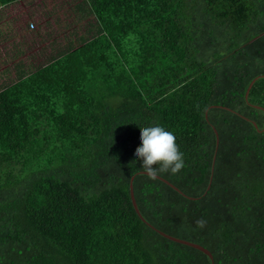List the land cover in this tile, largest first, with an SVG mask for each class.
<instances>
[{
  "label": "trees",
  "instance_id": "16d2710c",
  "mask_svg": "<svg viewBox=\"0 0 264 264\" xmlns=\"http://www.w3.org/2000/svg\"><path fill=\"white\" fill-rule=\"evenodd\" d=\"M80 1L85 33L0 91V264H210L141 220L133 175L155 228L214 264H264V111L248 104L264 108V77L245 99L264 0ZM155 125L183 153L158 174L181 192L141 173Z\"/></svg>",
  "mask_w": 264,
  "mask_h": 264
},
{
  "label": "crops",
  "instance_id": "0c3cea01",
  "mask_svg": "<svg viewBox=\"0 0 264 264\" xmlns=\"http://www.w3.org/2000/svg\"><path fill=\"white\" fill-rule=\"evenodd\" d=\"M22 6V0L0 3V91L30 73L38 64L45 63L52 55L53 48L50 46L46 51L45 46L41 47L29 22L21 23ZM47 52L45 61L37 62Z\"/></svg>",
  "mask_w": 264,
  "mask_h": 264
},
{
  "label": "rangeland",
  "instance_id": "374dc122",
  "mask_svg": "<svg viewBox=\"0 0 264 264\" xmlns=\"http://www.w3.org/2000/svg\"><path fill=\"white\" fill-rule=\"evenodd\" d=\"M22 24L34 23V33L37 34L38 43L45 46L46 51L64 46L65 41L72 38L73 33L84 34L88 23L93 20L92 15H83L78 9L80 0H22ZM46 56H42L45 61Z\"/></svg>",
  "mask_w": 264,
  "mask_h": 264
},
{
  "label": "clouds",
  "instance_id": "9594fccd",
  "mask_svg": "<svg viewBox=\"0 0 264 264\" xmlns=\"http://www.w3.org/2000/svg\"><path fill=\"white\" fill-rule=\"evenodd\" d=\"M141 146L135 151V157L142 160V167L149 179H155L159 173L177 174L184 167L183 153L176 144V138L160 125L141 128ZM197 227L203 228L204 220H197Z\"/></svg>",
  "mask_w": 264,
  "mask_h": 264
},
{
  "label": "water",
  "instance_id": "95a60500",
  "mask_svg": "<svg viewBox=\"0 0 264 264\" xmlns=\"http://www.w3.org/2000/svg\"><path fill=\"white\" fill-rule=\"evenodd\" d=\"M259 77H264L263 74L261 75H257L256 77H254L248 84L247 86V89L245 91V99L247 100V97H248V94H249V91L253 85V83L259 78ZM258 108H262L261 106H256ZM226 108V107H224ZM205 116L207 117V114H205ZM253 125L256 127L257 124L253 121L252 122ZM214 132H215V135H216V146L218 145V133L216 131V129H214ZM215 159V157H213V160ZM141 173H145V171H141ZM146 174V173H145ZM133 178H134V175L130 177V180H129V195H130V199H131V202H132V205L137 213V215L141 218V220L143 222H145L148 226H150L151 228L155 229L160 235L164 236L165 238L167 239H170L172 241H175L177 243H181V244H184V245H188L190 247H193V248H196L198 250H200L201 252H203L204 254H206L209 259H210V264H214L213 263V255L212 253L204 246H202L201 244H198L196 242H193V241H189V240H186V239H182V238H179V237H176V236H173V235H170V234H167L157 228H155L153 225H151L150 223H148L145 218L142 216V214L140 213L139 211V208L137 206V203H136V200H135V197H134V191H133ZM156 178H159L160 180L164 181L165 183H167L168 185H170L172 188H174L175 190L181 192L175 185H173L171 182H169L168 180H166L165 178L157 175ZM210 181H211V177H210ZM209 185H210V182L207 186V188H209ZM192 198V197H190Z\"/></svg>",
  "mask_w": 264,
  "mask_h": 264
},
{
  "label": "flooded vegetation",
  "instance_id": "af4514ba",
  "mask_svg": "<svg viewBox=\"0 0 264 264\" xmlns=\"http://www.w3.org/2000/svg\"><path fill=\"white\" fill-rule=\"evenodd\" d=\"M248 104L251 105V106H253V107H255V108H257V109H259V110L264 111V108H263L262 106H261L262 108H258V107H256V106H260V105L252 104V103H250V102H248Z\"/></svg>",
  "mask_w": 264,
  "mask_h": 264
},
{
  "label": "built area",
  "instance_id": "2783aa9c",
  "mask_svg": "<svg viewBox=\"0 0 264 264\" xmlns=\"http://www.w3.org/2000/svg\"><path fill=\"white\" fill-rule=\"evenodd\" d=\"M29 27L30 28H34L35 26H34V23H29Z\"/></svg>",
  "mask_w": 264,
  "mask_h": 264
}]
</instances>
